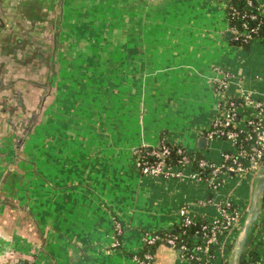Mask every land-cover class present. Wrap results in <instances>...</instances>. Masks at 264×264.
<instances>
[{"label": "crops", "instance_id": "obj_1", "mask_svg": "<svg viewBox=\"0 0 264 264\" xmlns=\"http://www.w3.org/2000/svg\"><path fill=\"white\" fill-rule=\"evenodd\" d=\"M227 1L0 0L4 13L20 14L25 34L0 39V264H132L144 233L172 226L179 207L207 220L223 198L241 217L223 254L214 250V264H237L233 249L253 201L260 211L243 249L264 264V204L256 195L264 165L253 176L230 173L210 192L190 169L183 178H149L134 163V148L160 139L220 160L230 142L204 136L217 109L215 67L232 75L226 93L241 79L264 98V42L230 40ZM36 41L50 45L45 56ZM4 77H45L52 88L46 123L18 141L23 155L10 145L15 128L37 113V85L22 80L16 88ZM151 264L191 263L161 242Z\"/></svg>", "mask_w": 264, "mask_h": 264}, {"label": "built area", "instance_id": "obj_2", "mask_svg": "<svg viewBox=\"0 0 264 264\" xmlns=\"http://www.w3.org/2000/svg\"><path fill=\"white\" fill-rule=\"evenodd\" d=\"M247 4L251 5L252 1L248 0ZM236 14L238 11L232 8L231 16ZM242 17H248L249 21L242 20L239 25L228 23L230 37L238 42H264V37H258V30L264 19V5L258 3L256 12L242 14ZM250 21L256 23L251 25ZM231 76L225 70L214 68L211 84L217 95V109L204 130V136L208 140L219 138L230 142L229 149L221 154L220 160L197 156V153L187 151L180 145H175L176 156L170 160L172 154L169 143L160 139L157 145L134 148V163L141 174L149 178H166L170 175L183 178V170L190 169L189 174L203 182L210 192L215 191L224 176L230 173L242 177L257 174L264 165V98L254 96L246 90L241 79L236 80L237 92L226 93ZM245 111L247 113L244 116ZM204 170L208 172L206 175ZM214 205L216 214L200 221L190 236V243L185 241L184 234L187 232L186 228L196 225L197 218L187 207L181 206L177 209L176 222L162 229V235L157 232L144 233L143 248L160 241L177 250L179 256L191 264H214V250L218 249L223 254L227 240L241 217L239 207L227 198L214 202ZM117 223L114 222L115 234L121 233V225ZM117 245V240L113 238L111 246ZM143 248L130 255L132 264L152 263L153 252ZM247 264H257V261H249Z\"/></svg>", "mask_w": 264, "mask_h": 264}, {"label": "rangeland", "instance_id": "obj_3", "mask_svg": "<svg viewBox=\"0 0 264 264\" xmlns=\"http://www.w3.org/2000/svg\"><path fill=\"white\" fill-rule=\"evenodd\" d=\"M1 7L2 6H0V18L5 22H3V24L4 25H7L8 26V29H11V30H8V32L9 33H7V32H0V35H1V37H0V39H14V37H15V35L16 36H18V37H24L25 38V34H23V31L22 30H18L17 29V27L19 26V22H17V19L18 18H21V17H19L20 16V14L19 13H17V12H15V14H14V11L12 10V11H10V12H8V13H4L2 10H1ZM3 9V8H2ZM19 11V10H18ZM18 15V16H17ZM0 22H1V20H0ZM13 29V30H12ZM15 30V31H14ZM27 36V35H26ZM4 42H5V40H3ZM27 42H28V40H27ZM36 42H38L39 44H42V47L41 48H36L35 46H34V48L38 51V52H40L41 50H43V52H44V56H45V53H48V51L50 50V45H47V44H44L45 42H39V41H36ZM33 44V43H32ZM32 44H28V46H30V45H32ZM34 56V55H33ZM33 56L32 57H29V60H30V64L32 65V64H37V66L39 65V67H40V71L38 72V75L39 74H41V72H43V66L41 65V62L40 63H38V62H34L33 61ZM42 57H43V55H41ZM45 65H46V63H44ZM2 73V72H1ZM5 78V77H4ZM1 79H3V78H1ZM0 79V80H1ZM15 79V78H14ZM5 80L6 81H10L11 80V78L9 79V78H5ZM22 80L23 79H21L19 82H17V80H16V82H15V80L14 81H12L13 83H11L14 87H16L17 88V84L18 83H22ZM2 81V80H1ZM23 81H26V82H28V83H30V84H35V85H37V92H38V96H37V99H38V105H37V107H38V109H37V113H33V110H31L30 112H31V116H32V118H31V116H30V118L28 119L27 117H26V122L24 121L23 122V124L25 123L26 124V126H27V131H26V126L25 125H22L21 127H17V128H15V136H12V137H14V138H12V140L13 141H11V145L10 146H13L14 148H15V151H17V152H20V155H23V150H21L20 149V147H17V145H18V141H19V145H20V143H21V141H22V139L24 138V136H26V134L28 133V131H30L31 129H32V126L34 125V124H36L37 126H39V125H42L43 123H46V119H47V115H46V108H47V104L49 103H47V101H46V98H47V95L48 96H50L51 95V87H49V81L50 80H47L45 77H38L37 79H24ZM15 82V83H14ZM49 92H50V95H49ZM32 101H33V98L31 99ZM28 103H30V102H32V101H30L29 102V99H27L26 100ZM49 101H51V99L49 100ZM27 103V104H28ZM33 103V102H32ZM35 103V102H34ZM31 108V107H30ZM35 108V107H34ZM33 108V109H34ZM33 118H35V119H33ZM42 123V124H41ZM30 126V127H29ZM40 127V126H39ZM19 128H20V132H19ZM72 129H75V126H73V127H71ZM65 131V133L66 134H69V130L67 131L66 129L64 130ZM134 150V149H133ZM27 157V156H26ZM13 163H11L10 165H12ZM7 165V164H6ZM117 224H119V222L117 223ZM115 239L117 240V242H118V244H119V241H118V239L115 237ZM113 242V239L111 240V242H110V245H111V243Z\"/></svg>", "mask_w": 264, "mask_h": 264}, {"label": "trees", "instance_id": "obj_4", "mask_svg": "<svg viewBox=\"0 0 264 264\" xmlns=\"http://www.w3.org/2000/svg\"><path fill=\"white\" fill-rule=\"evenodd\" d=\"M247 1L248 0H228L227 1L226 5H225V8H224L225 17L227 19V23L239 25L242 20L249 21V18L248 17H242V14L256 12L258 10V2L256 0H251L252 4L248 5ZM232 8H234V10L238 11V14H236L235 16H231ZM255 23L256 22L250 21L251 25H253ZM258 33H259L258 37H260V36L264 37V19L262 20V23L260 25ZM230 40L233 43H235L237 45L244 46V47H247L248 44L252 43L251 41L238 42V41H234L232 38H230ZM169 146H170V151H171V154H172V156L169 157V159L172 160L176 156V147L177 146L171 145V144H169ZM197 156H201V155L197 154ZM193 167L195 168V166H193ZM203 173L206 175L208 172L206 170H204ZM262 203L264 204V192H263V195H262ZM200 221H202V220L197 219V222H196L195 226L190 227V228H186L187 232L184 234V239H185V241L187 243H190L192 241V237H190V236H192L194 228L196 226H199L198 224L200 223ZM173 230L175 231L176 229H173ZM156 232L158 234H160V235L163 234V230H158ZM158 243H161V242L160 241H156L154 244H151L149 246L144 247L143 250L146 249V250H150L151 252H153L154 247ZM143 250H142V252H143ZM254 254H255V250L253 248L250 249L249 247H246L245 249L242 250V253H241V256H240V259H239V264H247L249 261H256L257 257H255ZM21 264H24V263H21Z\"/></svg>", "mask_w": 264, "mask_h": 264}, {"label": "water", "instance_id": "obj_5", "mask_svg": "<svg viewBox=\"0 0 264 264\" xmlns=\"http://www.w3.org/2000/svg\"><path fill=\"white\" fill-rule=\"evenodd\" d=\"M226 35H229V31L226 33ZM204 141L205 140L203 138H199V142H198L199 145H203ZM259 176H260V183L256 191V195L262 196L264 192V171ZM253 208H254V201L252 202V205L248 209L247 216L240 230L238 241L236 242V245L234 246V249H233L234 257L237 260V264L239 262V259H240V256L243 250V246L247 238L248 228L251 225V223L256 219L257 214L260 211V208H258L255 212H253Z\"/></svg>", "mask_w": 264, "mask_h": 264}]
</instances>
